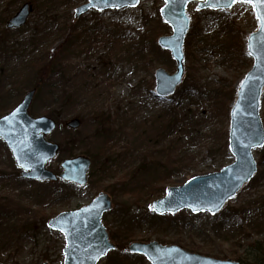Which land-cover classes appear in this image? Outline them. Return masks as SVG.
<instances>
[{
	"label": "rangeland",
	"instance_id": "1",
	"mask_svg": "<svg viewBox=\"0 0 264 264\" xmlns=\"http://www.w3.org/2000/svg\"><path fill=\"white\" fill-rule=\"evenodd\" d=\"M86 1L0 0V117L30 91L47 53L71 45L62 70L68 84L58 86L74 95L71 105L62 107L63 98L44 89L34 93L28 111L31 117L58 115L57 122L51 118L57 128L47 139L59 146V154L47 169L57 174L61 161L78 155L97 159L99 166L106 157L114 159L106 173L90 177L82 188L39 183L19 177L0 141V264H63L64 237L47 222L88 205L99 192L112 199L102 225L117 249L98 264H149L124 253L131 241H119L128 236L209 258L264 264V145L253 151L256 174L218 215L182 211L156 218L150 209L166 189L233 163L227 149L230 93L252 65L245 50L247 36L257 28L252 7L237 2L210 11L197 10V2L187 5L185 77L175 94L161 101L153 93L154 71L175 70L169 52L157 44L159 37L171 35L159 14L163 1L93 10L74 22V9ZM27 2L32 10L25 25L8 31V19ZM185 89L186 95L177 97ZM96 114L110 120V136H97ZM72 118L80 120L75 131L64 125ZM260 119L264 129V91Z\"/></svg>",
	"mask_w": 264,
	"mask_h": 264
},
{
	"label": "water",
	"instance_id": "2",
	"mask_svg": "<svg viewBox=\"0 0 264 264\" xmlns=\"http://www.w3.org/2000/svg\"><path fill=\"white\" fill-rule=\"evenodd\" d=\"M164 5L159 14L170 26L172 35L158 39V46L170 53L175 62V70L168 74L162 69L154 71V94L165 99L174 94L185 77L183 42L189 27L187 5L197 2V10L210 11L230 9L237 1L230 0H162ZM241 1V0H240ZM139 0H88L75 9V19L93 9L97 12L134 8ZM253 7V6H252ZM32 4L24 3L8 19L7 30L24 26ZM253 13L257 28L246 38V53L252 59V66L239 81L235 98L229 111L228 151L234 162L217 173H210L190 179L180 187L168 188L165 196L151 203L155 215H175L183 209L192 214L220 213L227 202L237 195L256 173V163L251 151L264 145V129L259 111L264 89V8L256 4ZM259 17V18H258ZM35 90L23 96V100L6 115L0 117V141L9 151L20 177L36 182L57 180L84 187L91 161L77 156L63 160L59 164L61 173L57 176L46 169L49 161L56 157L57 144L47 137L55 130L56 123L49 117H31L29 105ZM75 130L80 126L78 118L64 124ZM112 199L105 193H98L88 205L64 212L50 219L47 227L61 233L65 246L62 250L63 264H97L108 252L116 249L109 240L102 225L104 213L112 210ZM129 255L142 256L150 264H238L232 260H217L181 250L176 245L161 246L157 242L133 241L124 247ZM47 264V263H44Z\"/></svg>",
	"mask_w": 264,
	"mask_h": 264
},
{
	"label": "trees",
	"instance_id": "3",
	"mask_svg": "<svg viewBox=\"0 0 264 264\" xmlns=\"http://www.w3.org/2000/svg\"><path fill=\"white\" fill-rule=\"evenodd\" d=\"M189 47V45H188ZM71 48V45H59L57 47H55L53 49V51L50 53H47L46 58L44 59V61L42 62V64L37 68L36 71H34V75H33V83L30 86V90H35V94L39 95L44 89V92L48 93V89L49 92H53V93H49L50 95H53V97L56 98H63V102L62 103V107H68V105H71L70 103L73 101V97L74 95L72 93H70L69 91H61L59 92V85L61 84V86L63 85H67L68 82L67 80H64V76H63V69L64 64L66 63V61L64 60V53L69 51V49ZM186 50H187V46H186ZM188 51V50H187ZM245 57V56H244ZM246 60H248V58H246ZM46 93V94H47ZM235 93V90L231 91V95L233 96V94ZM186 95V89L183 90L182 92H178V96H184ZM171 105V111L172 114L174 115V117L176 116V111H175V107ZM47 117L54 119L55 121L58 120V115L53 112V111H49V113H47ZM95 125H96V131H97V136H101L103 137L104 135H108L110 134L112 131V124L110 122V124L108 123L110 120H107L105 115L103 114H96L95 116ZM57 122V121H56ZM103 122V125L105 124L104 122L107 123V128L105 130H103V128H105L101 123ZM107 131V134H106ZM103 132V133H101ZM110 136V135H108ZM103 139V138H102ZM107 141V137L104 138V142L106 143ZM69 143H65V145H68ZM63 148V146H62ZM105 153L108 152V150H104ZM71 154V153H70ZM110 154V153H108ZM114 160V159H113ZM113 160L110 161V157H106L102 163L103 166H99V164H97V159L92 158V165L91 168L92 170H90L89 173V178L93 177L94 175H96L97 173H106L107 171V165L110 162H113ZM148 164V163H146ZM160 164V162L158 163ZM175 167V165H174ZM103 169V170H102ZM4 173L2 171H0V180L4 179ZM17 176V175H16ZM55 184V183H54ZM56 184H61L63 185L61 182H56ZM71 187V186H69ZM1 200V199H0ZM156 218H161V217H156ZM113 238H118L116 236H113ZM133 239L131 237H124L122 238V240H120L119 242L121 243H127L129 241H132ZM140 259H142L141 257H139ZM238 260V261H237ZM237 262L241 263V264H246V262L242 259H240L239 257L237 258ZM260 260L252 263V264H260L259 262Z\"/></svg>",
	"mask_w": 264,
	"mask_h": 264
},
{
	"label": "bare ground",
	"instance_id": "4",
	"mask_svg": "<svg viewBox=\"0 0 264 264\" xmlns=\"http://www.w3.org/2000/svg\"><path fill=\"white\" fill-rule=\"evenodd\" d=\"M237 2H241L240 0L239 1H237ZM237 2L235 3V4H237ZM28 3V2H27ZM88 3V0L84 3V4H82V5H80V6H78V7H81V6H83V5H85V4H87ZM241 3H243V2H241ZM234 4V5H235ZM244 4H248V3H244ZM233 5V6H234ZM248 5H250L251 7H252V5L251 4H248ZM78 7H76L75 9H77ZM75 9H74V11H75ZM252 10H253V7H252ZM73 11V13H74V15H73V21L75 22V21H77L78 19H79V17L81 16V15H84V14H86V13H88V12H90V11H93V9H89L87 12H85L84 14H81V15H79L76 19H75V12ZM95 11V10H94ZM217 11H220V10H217ZM97 12V11H96ZM188 16H189V14H188ZM11 18V17H10ZM162 19V18H161ZM163 21V20H162ZM164 22V21H163ZM166 24V23H165ZM190 24H191V18L189 17V27H188V30H189V28H190ZM169 26V25H168ZM23 26H21V27H19V28H17V29H15V30H19V29H21ZM170 27V26H169ZM171 29V28H170ZM12 31H14V30H12ZM188 32V31H187ZM186 32V33H187ZM171 35H172V31H171ZM170 36V35H169ZM186 36V35H185ZM164 37H168V36H164ZM159 38H161V37H159ZM185 39V38H184ZM158 41V40H157ZM184 43V42H183ZM183 50H184V45H183ZM250 69V68H249ZM249 71V70H248ZM247 71V72H248ZM234 98H235V96H234ZM23 100V97H22V99L19 101V103L21 102ZM32 100H33V97H32ZM32 100H31V103H32ZM233 101H234V99H233ZM31 103H30V105H31ZM30 105H29V107H30ZM28 111H29V109H28ZM66 127V126H65ZM67 128V127H66ZM67 129H69V128H67ZM69 130H71V129H69ZM76 130V129H75ZM75 130H72V131H75ZM50 142V141H49ZM253 151L254 150H252L251 151V153H252V159H254V162L256 163V161H255V158H254V156H253ZM58 154H59V150H58V152H57V154H56V157L58 156ZM78 156H82V155H78ZM55 157V158H56ZM83 157H86V156H83ZM87 158H89V157H87ZM90 159V158H89ZM257 166V165H256ZM16 168V167H15ZM16 170L18 171V173H19V175H20V173H21V170L20 169H17L16 168ZM256 170H257V167H256ZM192 179V178H191ZM190 180V179H189ZM189 180H187V181H189ZM186 181V182H187ZM185 182V183H186ZM184 183V184H185ZM183 184V185H184ZM208 214V213H207ZM209 215V214H208ZM211 216V215H210ZM216 216V215H215ZM214 217V216H213ZM108 233V232H107ZM108 236H109V234H108ZM109 240L112 242V240L110 239V236H109ZM113 243V242H112ZM158 244H160L161 246H169V245H164V244H161V243H159V242H157ZM177 246V245H176ZM178 248H180L181 250H184V251H186L185 249H183V248H181V247H179V246H177ZM186 252H188V251H186ZM252 252H254V251H252ZM109 253V252H108ZM107 253V254H108ZM188 253H190V252H188ZM106 254V255H107ZM105 255V256H106ZM104 256V257H105ZM103 257V258H104ZM214 259V258H213ZM217 260H219V259H217ZM233 261V260H232ZM233 262H237V261H233ZM238 263V262H237ZM238 264H241V263H238Z\"/></svg>",
	"mask_w": 264,
	"mask_h": 264
},
{
	"label": "snow or ice",
	"instance_id": "5",
	"mask_svg": "<svg viewBox=\"0 0 264 264\" xmlns=\"http://www.w3.org/2000/svg\"><path fill=\"white\" fill-rule=\"evenodd\" d=\"M230 2H234V0H230ZM241 2L251 4L253 8H255L256 4L264 8V0H241Z\"/></svg>",
	"mask_w": 264,
	"mask_h": 264
}]
</instances>
